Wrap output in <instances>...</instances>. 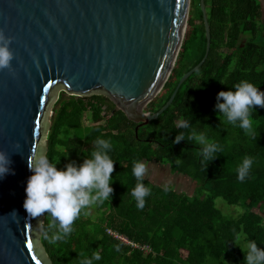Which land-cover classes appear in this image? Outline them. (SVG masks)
I'll use <instances>...</instances> for the list:
<instances>
[{
    "label": "trees",
    "instance_id": "16d2710c",
    "mask_svg": "<svg viewBox=\"0 0 264 264\" xmlns=\"http://www.w3.org/2000/svg\"><path fill=\"white\" fill-rule=\"evenodd\" d=\"M211 28L209 59L180 88L172 106L157 120L140 126L105 95L89 98L63 91L53 109L46 157L65 167L71 156L85 159L97 137L112 144L115 161L111 199L82 210L73 232L62 242L42 246L53 264H79L81 256L100 252L93 264H246V251L237 245L242 236L264 248V108L252 113L257 138L226 122L214 109L216 95L242 80L264 91V20L259 0H205ZM200 14L190 18L186 41L163 91L144 109L155 115L168 103L179 82L194 71L207 53L206 27L201 0H193ZM198 18L199 23L198 25ZM244 42L245 45H244ZM83 116L88 123L82 124ZM188 120L191 129L178 127ZM138 130L136 131V129ZM194 129L218 142L222 152L202 163L201 145L195 140L173 143L179 132ZM253 165L244 180L237 168L246 157ZM179 159V163L177 160ZM133 161L170 166L173 174L193 181L194 195L171 186L153 185L143 209L131 195L137 180ZM218 198L245 214L227 219L216 207ZM93 209V215L89 209ZM45 216V222L49 220ZM112 230L150 249L149 255L132 250L109 237ZM244 252V253H243Z\"/></svg>",
    "mask_w": 264,
    "mask_h": 264
},
{
    "label": "water",
    "instance_id": "95a60500",
    "mask_svg": "<svg viewBox=\"0 0 264 264\" xmlns=\"http://www.w3.org/2000/svg\"><path fill=\"white\" fill-rule=\"evenodd\" d=\"M192 0H0V32L12 38V70H0V151L14 174L0 179V264H53L23 208L32 152L48 153L51 109L60 90L105 95L135 125L157 121L209 59L211 28L201 0L207 53L155 115L145 107L169 80ZM138 128L136 129V131ZM13 210L19 220L8 215Z\"/></svg>",
    "mask_w": 264,
    "mask_h": 264
},
{
    "label": "clouds",
    "instance_id": "9594fccd",
    "mask_svg": "<svg viewBox=\"0 0 264 264\" xmlns=\"http://www.w3.org/2000/svg\"><path fill=\"white\" fill-rule=\"evenodd\" d=\"M12 38L0 32V70H12L11 62L14 58L9 45ZM254 106L264 108V91L251 82L242 80L235 83L228 90H221L216 95L214 109L226 119L228 124L244 130L252 139L257 138L254 128L252 113ZM178 127L191 129L188 120L180 121ZM195 140L201 145L202 163L210 162L223 150L218 142L210 139L205 133H197L194 129L186 136L185 132H179L173 143L181 140ZM94 149L82 163L75 162L58 169L50 159L42 153L32 152L28 159V168L31 175L25 186V199L23 208L28 219L41 216L49 217L45 221H39L36 225L38 235L49 244H56L66 240L73 232V224L80 217L85 208L103 203L111 199L113 188L111 187L115 161L109 153L112 144L109 140L97 137L94 141ZM179 159L177 163H179ZM253 158L246 156L237 168L238 179L244 180L253 165ZM12 161L9 154L0 151V179L8 174H14L11 169ZM147 173L145 163L133 161L132 174L137 183L131 190L132 197L136 200V207L143 209L145 197L151 194V189L143 183ZM8 215L14 220H19L17 212L13 210ZM244 253V252H243ZM100 252L94 251L91 257L81 256L79 264H93L100 261ZM246 264H264V248L259 247L254 240L247 241V251L244 253Z\"/></svg>",
    "mask_w": 264,
    "mask_h": 264
},
{
    "label": "rangeland",
    "instance_id": "374dc122",
    "mask_svg": "<svg viewBox=\"0 0 264 264\" xmlns=\"http://www.w3.org/2000/svg\"><path fill=\"white\" fill-rule=\"evenodd\" d=\"M208 1V3H210V0H207ZM259 1H261L260 3H262L263 4V9L261 10V12H262V15H264V0H259ZM200 14V12H199V8L197 9V14H196V9H195V7H194V5H193V0H192V4H190V13H189V20H188V23H189V21H190V18H193V16H195L196 17V15H197V17H198V15ZM199 18H198V25H201L200 23H199ZM189 25V24H188ZM187 32H188V27H187V30H186V33H185V37H184V40H183V45H184V43H185V41H186V38H187ZM245 43L246 42H244V45H245ZM181 52V51H180ZM61 92H63V90H60L59 91V93H58V97H59V95L61 94ZM94 95H97V94H93V95H90V96H86V97H83V98H89V97H91V96H94ZM57 100H58V98H57ZM57 100L55 101V103H54V105H53V107H52V109H51V114H50V123H52V113H53V109H54V106H55V104H56V102H57ZM86 123H88V120H87V116H83V120H82V124L84 125V126H86L87 124ZM50 130V129H49ZM83 158H81L80 156H71V158L69 159V161L67 162V164H69V163H72V162H75L76 164H80V163H82L83 162ZM64 167H58V169H63ZM186 188V187H185ZM188 189V192L186 191L185 192V194H187L188 196H189V194L190 195H194V192H195V190H194V186L192 185V187H189V188H187ZM216 207H217V209L220 211V213L222 214V216L223 217H225V218H227V219H231V220H238L242 215H244L245 214V210L241 207V206H239V207H232V206H230L229 204H228V202L225 200V199H223V198H218L217 200H216ZM90 211V214L91 215H93V209H89ZM256 213H258V214H260L263 218H264V210H263V214H261V213H259L258 211L256 212ZM237 247L238 248H241L242 250H244V251H247V239H246V237L245 236H242L241 237V239H240V241H239V243H238V245H237ZM210 264H212V262H210Z\"/></svg>",
    "mask_w": 264,
    "mask_h": 264
},
{
    "label": "crops",
    "instance_id": "0c3cea01",
    "mask_svg": "<svg viewBox=\"0 0 264 264\" xmlns=\"http://www.w3.org/2000/svg\"><path fill=\"white\" fill-rule=\"evenodd\" d=\"M262 9L263 4L261 3V10ZM262 18L264 20V15H262ZM146 167L147 173L144 178L150 181L153 185L171 186L180 193L188 192L187 188L192 187L193 185L192 179L183 175L173 174L170 166L148 164Z\"/></svg>",
    "mask_w": 264,
    "mask_h": 264
},
{
    "label": "built area",
    "instance_id": "2783aa9c",
    "mask_svg": "<svg viewBox=\"0 0 264 264\" xmlns=\"http://www.w3.org/2000/svg\"><path fill=\"white\" fill-rule=\"evenodd\" d=\"M107 234L109 237L113 238L116 242L124 245L125 247H128L132 250L139 251L143 253L144 255H149L151 253L150 249L146 246H140L135 244L133 241L129 240L123 235H120L117 232H114L112 230L107 231Z\"/></svg>",
    "mask_w": 264,
    "mask_h": 264
}]
</instances>
